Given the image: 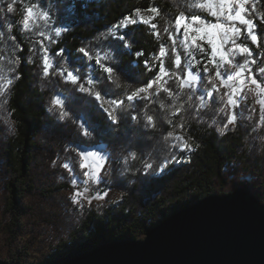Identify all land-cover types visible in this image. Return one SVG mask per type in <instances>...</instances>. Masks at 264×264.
<instances>
[{"label": "trees", "instance_id": "16d2710c", "mask_svg": "<svg viewBox=\"0 0 264 264\" xmlns=\"http://www.w3.org/2000/svg\"><path fill=\"white\" fill-rule=\"evenodd\" d=\"M29 2L17 0L14 13L0 14V25H3L0 30H6L11 23L12 34L22 42L23 48V53H17L21 55L17 69L20 78L9 88L7 103L5 97H0V257L3 260L9 264H30L38 254L43 263L49 257L89 252L108 237L142 240L148 230L193 203L211 195L227 196L243 186H249L264 205V128L253 131L259 119L258 105L252 120L247 119L246 110L238 126L221 135L211 122L216 119L220 123L224 117L216 116L213 110L201 112L200 118H193L191 111L172 116L171 100L161 92L159 97H153L155 103L135 101V107L122 115L120 125H112L93 97L76 91L59 77L43 78L35 37L19 30L22 5ZM47 2L55 13V25L66 29L53 50L64 48L70 60L82 55L78 53L80 47L112 50L122 66H129L135 56L122 48L121 41L112 37L99 40L100 33L107 32L134 9L160 7L159 40L140 24L124 30L128 33L131 53L143 51L139 67L131 69L133 78L121 73L120 87L98 85L101 91L108 86L115 95L124 96L155 76L159 61L152 58L159 54L160 44L170 43L163 30L178 11L185 9L189 0ZM110 43L112 49H109ZM249 46L256 51L254 46ZM3 47L4 42L0 41V48ZM33 47L37 49L35 53L31 51ZM29 56L32 62H28ZM146 59L156 65L151 72L143 65ZM172 60L169 51L164 58L169 70L174 67ZM82 63L78 61L69 66ZM86 71L90 69L81 68L82 79ZM95 75L102 73L97 71ZM168 86H173L171 81ZM59 91L68 96L65 104L72 119L61 120L57 113L48 110L49 99ZM161 102L165 105L163 109L159 106ZM248 104H253L251 98ZM129 113L137 115L138 121L131 120ZM145 113L155 118L156 128L144 126ZM85 121L88 122L85 127L97 128L88 138L79 128ZM181 122L185 125L183 131L178 128ZM174 126L177 127L174 129ZM173 130L191 137L195 150L189 157L178 149L170 150L171 142L164 141L163 137ZM84 144L99 145L109 155L103 173L107 184L99 186L108 191V196L80 208L72 203L71 177L62 165L69 163L78 179L82 178L76 149L77 145ZM133 152L135 160L129 155ZM172 155L175 160L171 159ZM166 157L169 163L164 171H156L145 182L144 163H153L156 168Z\"/></svg>", "mask_w": 264, "mask_h": 264}, {"label": "snow or ice", "instance_id": "6c2138e0", "mask_svg": "<svg viewBox=\"0 0 264 264\" xmlns=\"http://www.w3.org/2000/svg\"><path fill=\"white\" fill-rule=\"evenodd\" d=\"M16 3L17 0H0V14L6 16L14 13ZM22 7L23 16L19 21V30L38 37L34 43L41 53L43 78L59 77L65 84L72 85L76 91L93 97L112 125H120L122 115L135 107V101L146 100L155 103L153 97H159L163 92L171 100L169 107L174 109L170 113L172 116L191 111L193 118H200L201 112L213 110L216 116L224 117L220 123L216 119L211 122L221 135L237 127L246 110L249 113L247 119L252 120L256 112L255 105L259 106V119L253 131L264 128V0H189L185 9L178 11L163 30L170 43L160 44L159 54L152 58L159 61L155 76L124 96L115 95L108 86L101 91L98 85L110 84L120 87L121 73L130 79L133 78L131 69L139 67L138 60L143 51L131 53L128 33L122 30L140 24L146 26L159 40L161 33L154 23L161 15L158 5L149 6L147 9H134L131 14L123 16L118 23L112 25L107 32L100 33L98 37L99 40L107 41L112 37L113 40L123 42L122 48L128 49L129 54L136 58L129 66H122L115 59V52L112 50L95 51L80 47L78 53L82 55H78L75 60L65 56L64 48L50 53L49 45L55 44L56 38L66 31L54 26L56 21L52 5L47 0H30ZM12 32L11 23L7 25L6 30H0V41L4 42V47L0 48V97H5V103L9 88L20 78L17 69L21 63V55L17 53H23L22 42L18 41ZM250 44L261 51L254 53ZM112 48L110 43L109 49ZM36 50V47L31 49L33 53ZM116 51H120V48H116ZM169 51L172 53L174 65L171 70L164 65V58L168 56ZM55 57L61 59L57 60ZM78 61L83 63L76 67L69 66ZM28 62H32L31 56L28 57ZM143 65L150 72L156 67L155 63H150L147 59L143 61ZM81 68L90 69L84 73L83 79ZM97 71L102 75H95ZM170 81L172 87L168 86ZM250 98L253 100L251 105L248 104ZM66 100L68 96L64 91L57 92L49 99L48 110L57 113L61 120L72 119L71 111L65 104ZM185 105L188 107L185 108ZM159 106L161 109L165 107L163 102ZM129 115L131 120L138 121L137 115ZM143 120L145 127L156 128V120L152 115L145 113ZM168 122L172 123L171 120ZM87 123L85 121L79 124L86 138L97 131L94 126L85 127ZM175 127L177 126H174V129ZM178 128L183 131L184 123L181 122ZM163 139L171 142L170 150H195L188 142L191 137L186 140L185 135L175 130L169 131ZM76 151L80 158L79 169L82 178L78 179L69 163H64L62 167L68 171L71 185L75 189L71 196L72 202L83 208L85 201L91 206L94 200L103 201L108 196V191L99 186L107 184L103 173L109 155L103 147L96 144L77 145ZM129 155L133 160L137 158L134 152ZM171 159L175 160V155H172ZM168 163L167 157L156 168L153 163L145 162L142 170L145 182L149 181L156 171L163 172ZM90 184L97 186L95 193L91 195Z\"/></svg>", "mask_w": 264, "mask_h": 264}, {"label": "water", "instance_id": "95a60500", "mask_svg": "<svg viewBox=\"0 0 264 264\" xmlns=\"http://www.w3.org/2000/svg\"><path fill=\"white\" fill-rule=\"evenodd\" d=\"M0 264H9L0 257ZM47 264H264V205L249 186L211 195L148 230Z\"/></svg>", "mask_w": 264, "mask_h": 264}, {"label": "rangeland", "instance_id": "374dc122", "mask_svg": "<svg viewBox=\"0 0 264 264\" xmlns=\"http://www.w3.org/2000/svg\"><path fill=\"white\" fill-rule=\"evenodd\" d=\"M157 20H158V17H157V19L154 21V23H156L157 24V26H158V23H157ZM55 27H57L56 25H54ZM124 30H126V29H124ZM124 30H122V31H124ZM119 34V33H118ZM35 37V36H34ZM59 38V37H58ZM58 38H56V41L58 40ZM36 39H38V37H35V40ZM57 43V42H56ZM56 43L55 44H52V45H49V48H50V53L53 51V49H52V47H54V46H56ZM255 47V46H254ZM38 49H39V47H38ZM262 49H264V45H262ZM256 51H254V53H259L260 51H261V49H255ZM40 51V50H39ZM199 58V57H198ZM240 59H242V58H238V60H240ZM154 88H155V86H154ZM183 135V134H182ZM185 139L187 140L188 139V137L185 135ZM190 144H191V140H189L188 141ZM192 152L193 151H191V152H183L184 154H185V157H189L190 156V154H192ZM89 188H90V192H89V195H91V194H93V193H95V191H96V189H97V186L96 185H89ZM75 191V189L73 188V191L71 192V194H70V198H71V196L73 195V192ZM106 198V197H105ZM99 201H101V200H94L93 202H99ZM73 203V202H72ZM84 203H86V201L84 202ZM74 204V203H73ZM74 205H76V204H74ZM65 252L66 253H70L68 250H65ZM55 259H58V257L56 256V257H49L48 258V260H46V262H41V259L38 257V254H35L34 255V257L31 259V261H30V264H47V263H49V262H51V261H54Z\"/></svg>", "mask_w": 264, "mask_h": 264}]
</instances>
